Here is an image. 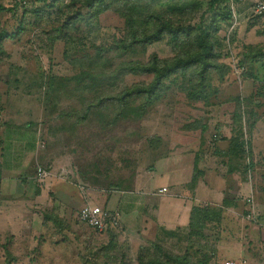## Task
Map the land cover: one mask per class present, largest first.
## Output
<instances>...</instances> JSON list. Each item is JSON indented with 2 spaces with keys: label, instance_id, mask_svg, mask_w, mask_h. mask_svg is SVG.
I'll return each instance as SVG.
<instances>
[{
  "label": "rangeland",
  "instance_id": "rangeland-1",
  "mask_svg": "<svg viewBox=\"0 0 264 264\" xmlns=\"http://www.w3.org/2000/svg\"><path fill=\"white\" fill-rule=\"evenodd\" d=\"M208 1L139 0L148 13L165 12L175 26L203 28L222 41L220 56L211 63L215 67L203 82L208 84L194 100L190 85L198 78L190 73L163 79L148 98L155 77L122 71V64H147L153 55L172 60L178 52L172 51L168 36L146 47L120 49L129 30L117 8L126 0H0L18 5L12 13H0V105L37 132L35 175L39 168L69 180L97 205L99 196L132 190L153 167L154 183H164L158 159L181 147H209L225 136L228 150L222 156L229 161L237 140L255 152L251 183L256 214L264 221V13L252 14L264 0H228L232 28L236 20L229 46L223 40L229 24H219L214 33L218 23L212 21L216 15ZM68 221L66 239L61 243L62 235L52 237L57 242L47 249L37 242L32 251L21 250L1 233L0 264H136L127 242L108 244L105 234L80 223L75 213ZM220 225L206 231L209 264L242 262L244 257L235 258L240 245L248 254L246 264H264V246L251 238L233 242L229 234L216 243ZM226 225L249 226L236 220ZM195 251L189 250L192 263L201 261Z\"/></svg>",
  "mask_w": 264,
  "mask_h": 264
},
{
  "label": "crops",
  "instance_id": "crops-1",
  "mask_svg": "<svg viewBox=\"0 0 264 264\" xmlns=\"http://www.w3.org/2000/svg\"><path fill=\"white\" fill-rule=\"evenodd\" d=\"M21 120L18 113L10 114L0 105V235H8L15 247L32 251L37 242L44 249L51 247L53 242L63 243L70 232L68 218L74 213L78 215L83 204L99 206L119 215L120 229L105 233L108 244L119 243V240L127 242L135 258L140 248L152 244H159L172 253L185 251L190 246L196 209L204 210L211 217L203 231L204 242H207L206 231L221 224L216 243L230 234L233 242H242L245 236L264 246V228L245 219L252 210L257 215L256 188L251 183L257 161L252 147H248L245 162L250 164L251 161L254 166L247 173L236 160L229 161L222 156L228 150L223 147L227 143L225 136L209 147L200 145L184 150L181 147L180 151L158 159V163L162 162L160 177H164V183H154L156 168L153 167L136 179L132 190H113L109 196H99L94 205L88 200L87 192L80 193L73 183L52 172L49 174L45 170L46 178L37 180L43 185L38 184L34 169L39 164L40 139L34 128L19 124ZM221 167L225 170L220 171ZM145 185L154 186L144 192L141 189ZM249 197L253 199L254 209L246 203ZM219 212L218 225L212 218ZM235 220L237 225L242 221L249 226H225L226 221L233 224ZM58 235L62 238L53 241L52 237ZM244 252L240 245L235 258L244 257L241 261L246 264L248 254Z\"/></svg>",
  "mask_w": 264,
  "mask_h": 264
},
{
  "label": "trees",
  "instance_id": "trees-1",
  "mask_svg": "<svg viewBox=\"0 0 264 264\" xmlns=\"http://www.w3.org/2000/svg\"><path fill=\"white\" fill-rule=\"evenodd\" d=\"M41 3H55L56 0H34ZM115 1V0H114ZM127 4L118 6L117 12L122 19L125 20L126 33L128 36L120 45V49L127 50L132 46L146 47L151 44L159 42L164 36L170 39V46L172 51H178L172 60H160L156 55H151L150 61L147 64H122V71L132 75L151 74L155 77V82L149 91L148 98L151 97L161 84L162 80L170 76L180 74L182 77L188 78L189 73L198 78V83L191 86V97L196 100L200 97L202 92V85L208 84L203 82L208 79L209 73L215 67L212 66V61L220 56L219 48L222 41L213 36L209 30L194 29L190 26H175L170 19L166 20L169 14L165 12L147 11L149 8L139 3V0H126ZM174 2H182L187 0H170ZM209 9L215 13L214 22L218 23V27L214 33L219 29V24H225L229 27L224 35V43L233 42V36L236 33V28H232L231 10L229 9L228 0H209ZM18 5L15 3L11 6L0 4V13H12L17 9ZM191 5H189V8ZM195 7V5H194ZM188 11L186 8H182ZM193 11L192 9H189ZM173 9H170V14ZM147 15V20L142 21L143 15ZM231 29V30H230ZM187 47V48H184ZM225 47V46H224ZM248 49L246 46L242 47ZM228 54V53H227ZM249 54L247 55V57ZM245 57V56H244ZM258 62V59H257ZM242 63V61H241ZM198 85V92L195 87ZM247 148V151L245 150ZM249 148L247 144L241 140H237L235 147L232 148L231 154L229 153L230 161L236 160L237 165L242 168L244 173L252 170L253 162L246 164L245 155ZM121 191V190H120ZM123 191V190H122ZM196 218L192 220L190 246L182 253H172L166 251L159 244H152L148 247L140 248L136 255V264H209L211 258L208 255L212 251L205 243L203 235L204 228L207 222L211 221V217L206 214L204 210L196 209L194 211ZM213 222L220 223L221 214L216 213L212 218ZM261 220V219H260ZM109 230L107 233H109ZM202 241V242H201ZM201 242V243H200ZM189 250H196L194 256L201 259L198 263H192L188 259L190 255Z\"/></svg>",
  "mask_w": 264,
  "mask_h": 264
},
{
  "label": "built area",
  "instance_id": "built-area-1",
  "mask_svg": "<svg viewBox=\"0 0 264 264\" xmlns=\"http://www.w3.org/2000/svg\"><path fill=\"white\" fill-rule=\"evenodd\" d=\"M264 13V3H259L252 8V14L255 16H260ZM236 24V20H235ZM233 24V27L235 26ZM47 176V172L43 169H38L36 172V180L42 181ZM162 192H165L163 189ZM247 205L250 208H253V199L248 198L246 200ZM245 219L251 221L253 223L259 224L264 228V221H261L258 218V215H255L254 211L248 212L245 216ZM78 220L80 223L84 224L88 228L92 229L94 232L98 234H105L109 230H119L120 229V220L119 215L117 213H112L106 210L105 208H101L99 206H91L89 204H85L80 208L78 212ZM226 264H241L240 262H227Z\"/></svg>",
  "mask_w": 264,
  "mask_h": 264
}]
</instances>
